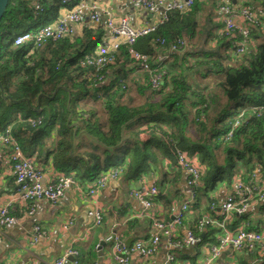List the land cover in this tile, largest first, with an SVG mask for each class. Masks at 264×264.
<instances>
[{"label":"trees","instance_id":"16d2710c","mask_svg":"<svg viewBox=\"0 0 264 264\" xmlns=\"http://www.w3.org/2000/svg\"><path fill=\"white\" fill-rule=\"evenodd\" d=\"M83 1L97 0L7 1L0 19V83L5 95L28 102L14 103L0 95V130L10 127L25 155L39 162L50 157L58 175L80 185L93 184L110 168L120 170L119 177L126 180L139 178L163 160L179 168L180 149L201 170L190 203L191 212L199 209L196 224L205 211L216 214L214 202L199 206L200 191L230 185L235 177L249 188L264 186L263 180H254L257 170L264 179V15L258 25L248 26V41L238 52L239 35L215 33L207 26L208 17L202 23L197 0L188 9L169 13L135 44L151 57L183 42L181 51L170 52L164 62L151 58L152 71L141 73L121 44L113 61L96 73L81 61L97 53L96 45L106 35L102 23L84 22L79 33L55 40L37 41L35 35L58 19L61 8L70 10ZM25 32L33 37L15 44V37ZM198 35L204 43L194 51L192 39ZM193 69L204 84L188 79ZM156 74L160 80L153 87L149 79ZM236 120L241 122L233 126ZM156 200L171 213L172 202L164 193L158 190ZM234 214L229 229L237 223ZM191 230L199 234L197 228ZM75 248L77 264H93L95 242Z\"/></svg>","mask_w":264,"mask_h":264},{"label":"crops","instance_id":"0c3cea01","mask_svg":"<svg viewBox=\"0 0 264 264\" xmlns=\"http://www.w3.org/2000/svg\"><path fill=\"white\" fill-rule=\"evenodd\" d=\"M218 1L200 0L198 5L200 9L197 11L202 23H205V17H208L207 26L212 27L215 33L219 32L222 27V21L218 19L219 14L216 10ZM91 2H94L100 9L107 8L111 10L115 17L128 13L135 27L157 20L161 14V8H157L156 12L153 13L147 12L131 0L89 1V3ZM231 2L237 8L246 4L254 7L259 5V0H232ZM66 10L64 7L61 8L59 14L65 13ZM84 22L95 24L90 21L89 13L84 12L81 21L74 26V33H79ZM100 23L105 28L103 18ZM201 41L199 35L192 39V46L191 44L190 46L195 49L194 51L202 46L201 44L204 42L201 43ZM207 42L211 41L207 40ZM106 48L103 37L102 42L96 45V49L102 51ZM187 76L190 81L196 80L198 85L205 83L201 74H198L195 69L190 70ZM134 95L135 98H139L136 92H134ZM7 152L8 148L0 145V207L9 203V211L18 218V221L0 228L2 237L0 242V264H45L60 257L69 247L76 249L75 247H79V244L87 246L93 242H95L96 252L93 264H117L111 253V242L104 240L113 231L120 235L127 247L129 264H199L211 256L209 246L217 242L216 238L218 236V229L215 226L205 227L201 230L198 234L200 235L198 242H184L186 232L192 228L196 229L195 224L199 209L196 208L194 212H191V206L195 200L185 213L187 219L184 225L180 224L174 228L173 246H170L165 238H161L155 253L146 259H143L135 251H129L136 239H148L151 236L153 219L169 220L172 218V214L167 209L168 207L160 201L156 200L151 208H145L143 203L132 195V190L138 188L141 184L156 185L158 190L164 193L172 202V205L176 207L189 201L190 192L186 184V173L182 168L174 166L173 163L163 160L154 169L136 179L126 180L122 176L108 178L105 186L96 197V203L87 193L88 187L92 183H84L79 185L80 187L70 184L65 188L63 195L56 203L37 200L34 202V210L28 213V202L20 203L14 200L17 185L12 168L7 160ZM34 162L41 169L43 182H52L58 175L50 157L40 160V162L34 160ZM162 174H165V176L161 182ZM257 175H260L258 170ZM257 175L254 180L256 182L263 180L264 184V179ZM233 192L231 184H221L215 189L204 191V193L200 191L199 206L202 208L208 202H214L217 208L215 210L219 213L218 209L221 202L227 194ZM97 206L102 211V222L99 225H94L88 212ZM234 215H236L237 220L235 225L241 222L244 225L248 224L247 228L264 229V199H253L245 212L240 215L235 213ZM216 217L220 218V213ZM133 221L135 222L132 223ZM35 225L40 226L45 233V236L37 241H33L31 238ZM101 241L104 242L102 245H100ZM99 245L100 249H98ZM169 253L173 255L171 261L167 260ZM219 262L227 264H264V256L259 254L256 249L247 246L237 251L228 245L219 251L210 264H218ZM63 264L73 263L72 260H67Z\"/></svg>","mask_w":264,"mask_h":264},{"label":"built area","instance_id":"2783aa9c","mask_svg":"<svg viewBox=\"0 0 264 264\" xmlns=\"http://www.w3.org/2000/svg\"><path fill=\"white\" fill-rule=\"evenodd\" d=\"M68 0H63V2ZM133 3L139 5L147 12H156L157 8H161V14L157 20L148 22L141 26H134L131 21V16L126 13L118 17H115L111 10L107 8L100 9L94 2H80L73 6L72 9L66 10L61 14L54 22L46 24L40 27L37 31L36 39L41 41L42 39L51 38L53 40L62 38L67 35L74 34V26L81 21L84 16V12L89 13V19L91 22L97 24L103 18L104 26L106 28V35L104 36V44L107 47L106 50L97 51L95 55H87L81 61L84 66L94 68V71L98 73L107 64L113 61V52H116L121 44H125L127 47V54L129 58L134 62L137 71L139 72H151V58H155L156 61L164 62L170 52H179L183 46V42L178 45H172L170 50L166 52H158L155 56L151 57L149 54L139 51L135 48V44L140 36L146 35L152 32L159 22L166 20L169 13L174 10H185L190 8L197 0H131ZM232 0H219L216 10L219 14L218 19L222 21V27L219 34L225 36H232L237 33V36L241 38V47L237 49L238 52L242 51V46L248 41L249 25H258L259 19L264 15V9L261 6L253 8L250 5L242 6L240 8H232ZM264 2V0H262ZM35 9H39V4H34ZM34 35V36H35ZM30 32H25L17 35L14 39L15 44L25 43L28 39L32 38ZM43 41V40H42ZM163 43V40L160 41ZM161 74H156L149 79L151 85L156 87L159 83ZM102 76V75H101ZM103 77V76H102ZM240 120H236L233 126L240 123ZM230 135V133H229ZM0 145L8 148L7 160L12 168L14 174V180L17 185L14 200L20 203H29V212L34 210V202L37 200H46L50 203H56L61 196L65 188L73 184L80 187L79 183H76L70 176L57 175L52 182L42 181L41 169L35 165L32 158L25 155L22 151L20 144L12 136L10 127H6L0 130ZM178 165L186 173V184L189 188L190 199L182 203L179 207L172 206L170 208L172 218L170 220L153 219L152 228L153 232L148 239L138 238L134 244L129 248V251L137 252L143 259L148 258L154 254L157 250L159 241L161 238H165L169 245H173L172 239L174 228L180 225L183 221L182 213L187 211L190 207V203L195 200L197 188L200 185L201 170L197 161L193 158H189L185 152L180 149L176 150ZM120 170L117 168H110L100 174L97 180L88 187L87 193L95 201L100 190L105 186L108 178H116L119 176ZM232 187L235 191L239 192L240 196L235 197L229 193L227 197L221 202L219 206V213L222 216L221 220H216L208 214H204L197 222V228L201 229L207 225L216 224L220 225V234L217 236L218 240L211 248V256L206 258L199 264H210L213 258L217 256L219 251L230 244L233 250H241L246 246L253 249H258L259 254L264 256V232H258L253 230H246L243 226H237L234 230H231L224 225L226 219L232 214H242L248 207V199H263L264 193L259 196V187L252 186L249 188L240 178L235 177L232 181ZM264 185V184H263ZM158 188L156 185L141 184L138 188L132 190V195L139 199L145 208H151L153 206V197L157 194ZM258 196H255V195ZM214 206L211 204L210 209ZM88 215L92 217L93 224L99 225L102 222V211L99 206L88 212ZM18 221V218L12 215L9 211V203L0 207V228L7 225H12ZM243 224V223H242ZM244 225V224H243ZM245 226V225H244ZM185 243L195 242L198 240L194 234L188 230L186 232ZM45 236V233L41 230L40 226L35 225L31 238L33 241H37L39 238ZM2 237L0 235V242ZM104 240L111 242L112 255L117 264H129L127 258V247L120 235L113 231L109 233ZM78 251L74 248H67L65 252L58 258H55L52 262L45 264H63L72 257V263L77 264L76 257ZM173 255L169 253L167 260H172ZM218 264H227L225 262H219Z\"/></svg>","mask_w":264,"mask_h":264},{"label":"bare ground","instance_id":"6f19581e","mask_svg":"<svg viewBox=\"0 0 264 264\" xmlns=\"http://www.w3.org/2000/svg\"><path fill=\"white\" fill-rule=\"evenodd\" d=\"M259 2H260V1H259ZM246 5H250V4H246ZM246 5H243V6H246ZM250 6H252V5H250ZM252 7L255 8L254 6H252ZM231 186H232V184H231ZM252 186H255V185H252ZM232 188H233V187H232ZM233 190H234V189H233ZM235 192H236V193H235ZM258 192L260 193L259 196L261 197V195L264 193V186L259 187V190L257 191V193H258ZM231 194L235 197V199L238 198V197L240 196L239 192H237V191H235V190H234V192L231 193ZM227 195H228V194H227ZM227 195L225 196V198L227 197ZM254 195H255V194H254ZM255 196H258V195H255ZM225 198H224V199H225ZM251 201H253L252 198H249V199H248V205H249V203H250ZM213 209H214V208H213ZM216 209H217V208H216ZM210 210H211V209H210ZM246 210H247V209H246ZM211 211H212V210H211ZM185 212H186V211H185ZM214 212H215L217 215L219 214V213L216 212L215 209H214ZM206 214L210 215V213H206ZM216 214H215V215H216ZM237 215H240V214H237ZM210 216H211V215H210ZM231 217H232V216L230 215V216L226 219V222H224V225H226L228 221H231ZM221 219H222V216H221L220 218H218V217L216 218V220H221ZM195 225H196V224H195ZM239 225H240V226L242 225L243 228H246V226H247L248 224L244 226L242 223H240ZM207 226H208V227H210V226H215L218 230L221 228L220 225H216V224H211V225H207ZM207 226H205V227H207ZM237 226H238V225H237ZM237 226H235V227H234L233 229H231V230H234ZM205 227H204V228H205ZM195 228H197V226H195ZM204 228H201V229L197 228V230L200 232V231L203 230ZM189 230L193 233V231H192L191 229H189ZM246 230H248V229L246 228ZM249 230H250V229H249ZM253 231H255V230H253ZM260 232H264V229H263L262 231H260ZM193 234H194V233H193ZM186 236H187V235H186ZM194 236L198 238V240L195 241V242H198V241L200 240V237H199L198 235H196V234H194ZM184 239H185V238H184ZM216 240H218V238H216ZM189 243H191V242H189ZM216 243H217V242H216ZM213 245H214V244L210 245V246H209V249H210ZM228 245L231 246L230 244H227L226 246H228ZM170 246H173V245H170ZM226 246H224V248H225ZM231 247H232V246H231ZM253 249H256V248H253ZM256 250L258 251V249H256Z\"/></svg>","mask_w":264,"mask_h":264},{"label":"water","instance_id":"95a60500","mask_svg":"<svg viewBox=\"0 0 264 264\" xmlns=\"http://www.w3.org/2000/svg\"><path fill=\"white\" fill-rule=\"evenodd\" d=\"M7 1L8 0H0V19L6 9V5H7ZM58 87L55 88V90L53 91V95L55 94V92L57 91ZM0 95L3 99H9L10 101L14 102V103H18V102H21V101H25V102H28V100L26 98H23V99H18V100H15V99H12L10 96L8 95H5L4 92H3V88L1 86V83H0ZM43 96L42 93H40L37 97V104L39 105V101H40V97ZM39 106H37V108H33L34 110H38ZM219 210V209H218ZM104 242L101 241L100 242V245H102ZM100 245L98 246V249H100ZM128 245V244H127ZM68 260H72V257H69Z\"/></svg>","mask_w":264,"mask_h":264},{"label":"rangeland","instance_id":"374dc122","mask_svg":"<svg viewBox=\"0 0 264 264\" xmlns=\"http://www.w3.org/2000/svg\"><path fill=\"white\" fill-rule=\"evenodd\" d=\"M210 79H212V78H210ZM214 79H215V78H214ZM138 100H139V98H136V99H135V101H138ZM210 215H211V217L214 218V219L217 218L216 215H215L214 213H211ZM240 223H241V222H240ZM240 223H238V226H240V225H239ZM246 225H247V224H246ZM236 226H237V225H236ZM227 227H228V226H227ZM234 227H235V226H234ZM262 230H263V229H259V230H256V231L260 232V231H262ZM217 234H218V235L220 234V229L218 230V233H217Z\"/></svg>","mask_w":264,"mask_h":264}]
</instances>
